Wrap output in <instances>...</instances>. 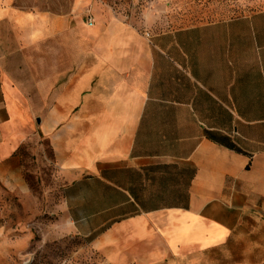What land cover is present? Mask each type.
Returning <instances> with one entry per match:
<instances>
[{
    "label": "crops",
    "instance_id": "0c3cea01",
    "mask_svg": "<svg viewBox=\"0 0 264 264\" xmlns=\"http://www.w3.org/2000/svg\"><path fill=\"white\" fill-rule=\"evenodd\" d=\"M104 6L0 0V188L32 195L47 140L106 261L264 264V9L152 30Z\"/></svg>",
    "mask_w": 264,
    "mask_h": 264
},
{
    "label": "rangeland",
    "instance_id": "374dc122",
    "mask_svg": "<svg viewBox=\"0 0 264 264\" xmlns=\"http://www.w3.org/2000/svg\"><path fill=\"white\" fill-rule=\"evenodd\" d=\"M106 6L139 26L163 30L254 13L264 0H104ZM41 149L39 154L31 149ZM32 195L21 199L0 188V264H112L90 241L69 228L64 204V177L53 167L47 140L25 149Z\"/></svg>",
    "mask_w": 264,
    "mask_h": 264
},
{
    "label": "built area",
    "instance_id": "2783aa9c",
    "mask_svg": "<svg viewBox=\"0 0 264 264\" xmlns=\"http://www.w3.org/2000/svg\"><path fill=\"white\" fill-rule=\"evenodd\" d=\"M86 18H87V21L89 22V24H92L94 22V17L90 11H88Z\"/></svg>",
    "mask_w": 264,
    "mask_h": 264
}]
</instances>
